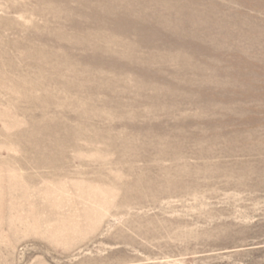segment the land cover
<instances>
[{"label":"rangeland","instance_id":"rangeland-1","mask_svg":"<svg viewBox=\"0 0 264 264\" xmlns=\"http://www.w3.org/2000/svg\"><path fill=\"white\" fill-rule=\"evenodd\" d=\"M0 264H264V0H0Z\"/></svg>","mask_w":264,"mask_h":264}]
</instances>
